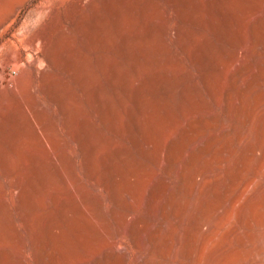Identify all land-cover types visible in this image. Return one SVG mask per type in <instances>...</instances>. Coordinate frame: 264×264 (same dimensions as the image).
I'll use <instances>...</instances> for the list:
<instances>
[{
  "label": "rangeland",
  "instance_id": "rangeland-1",
  "mask_svg": "<svg viewBox=\"0 0 264 264\" xmlns=\"http://www.w3.org/2000/svg\"><path fill=\"white\" fill-rule=\"evenodd\" d=\"M102 1L109 8L110 26L107 36L93 43L88 38V31L80 30V23L91 8L100 6ZM184 1L187 4L176 0V3L174 0H0V264H43V250L45 264H64L76 256L88 264H117L113 258L107 263L103 239L110 236L109 230L116 224L113 208L119 206L121 210L124 203L97 185L99 178L112 183L121 175L125 182L119 188L122 192L123 187L128 188L129 200L137 211L134 215L144 216L149 192L157 182L168 177L165 172L168 158L164 156L162 164L158 165L154 161L156 152L167 151L170 143L181 138L183 130L195 125L197 130L192 129L191 137L183 141L182 152L189 156L195 153L194 160L199 161L198 164L193 160L188 165V158H180L179 164L187 165L186 186L181 188L180 174L175 172L169 187L162 191L164 194L160 192L161 202L174 199V202L170 200L169 206V223L174 226L200 208L204 185L200 174L206 171L213 157L208 150L209 143L214 141L221 150L217 156L225 157L228 155L225 145L231 140L235 143L240 140L239 133L244 124H262L264 86L259 90L243 89L241 80L233 86L231 71L234 65L224 60L222 67L217 68L213 63L232 53L239 42L248 53L253 50V23L264 15V0ZM167 22L169 33L162 30ZM180 31L189 41L195 38L205 43L206 59L212 63L211 71L218 78L214 91L182 50L180 41L183 38L176 37ZM261 31L264 33V27ZM191 48H195L194 42ZM248 53L243 62L250 60ZM262 62L264 64V59ZM152 74L160 84L151 87L140 98L141 80ZM245 90H251L250 96ZM259 91L262 97H259ZM245 97L248 98L245 100ZM233 99L238 105L241 101L237 108L239 112L234 108ZM253 102L258 107L251 106ZM33 124L40 134V141H44L38 147L40 161L37 166L29 158L31 147L38 143L37 135L32 132ZM3 127L8 128L2 131ZM76 133L82 135L81 142ZM138 138L144 144H140ZM258 138L252 133L251 139ZM82 142L87 144L86 149L80 147ZM94 142L98 147L93 151L90 143ZM234 147L240 149L237 144ZM64 150L75 160L77 176L70 170V164L65 163ZM110 155L112 162L108 158ZM259 157L262 160L261 154ZM261 163L260 179L245 188L252 175L238 178L233 183L232 195L246 198L257 194L264 186V160ZM250 165L258 168L259 161L253 158ZM119 167L123 168L120 174L116 172ZM202 169L205 170L200 172ZM129 171L136 172L131 175ZM192 178L197 182H192ZM78 185L91 190L92 199L105 200L103 212L108 223L102 222L103 225L94 217L99 213L95 206H84V196ZM2 193L6 195V202ZM17 194H20L19 199ZM222 196L205 209L210 222H206L199 233L203 246L201 264H207V257L212 253L220 257V264H252L253 254L248 250L255 254L257 243L248 245L247 249L241 245L249 227L239 219L236 211L226 212ZM261 209V206L252 207V221L263 217L264 209ZM132 219L129 217L128 222ZM52 220L63 228L59 237L48 236V223ZM128 222L125 223L127 227L124 224L126 229L131 227ZM100 226H106L101 233ZM78 229L88 241L82 245L71 233ZM43 235L47 239L45 246L41 240ZM129 235H125L116 251L120 256L128 253L131 263L136 254H144L152 245L144 235L147 238H143L145 247L138 248ZM84 247L87 252L83 253ZM183 250L184 243L174 246L170 253L171 264L181 263ZM175 256H179L176 261ZM160 261L158 258L155 263ZM258 264H264V261Z\"/></svg>",
  "mask_w": 264,
  "mask_h": 264
},
{
  "label": "bare ground",
  "instance_id": "bare-ground-1",
  "mask_svg": "<svg viewBox=\"0 0 264 264\" xmlns=\"http://www.w3.org/2000/svg\"><path fill=\"white\" fill-rule=\"evenodd\" d=\"M149 1H151V0H149ZM152 1L154 2V0H152ZM176 1L177 2L180 1L181 3H184V5L186 3L185 1L182 2V0H176ZM225 1H227V0H225ZM100 3H101L100 6L99 5L98 6L95 5V7H92L91 10L89 11V13L81 20V23H80V30L81 31H84V32L88 31V38L93 43L97 39L98 40L101 39V41H102L107 36V33H108L107 32L108 31L107 29L110 26L109 25V16H108L109 14L107 12V10L109 9V8L107 9L108 5H107V3L105 1H102ZM169 3H171V2H169ZM174 3H176L175 0H174ZM117 5L119 6L118 3H117ZM177 5L179 6V4H177ZM188 5H186V6H188ZM200 6H202V5H200ZM177 9L179 10V7ZM200 10H202V9H200ZM110 13H113V12L111 11ZM117 13L118 12H116V15H117ZM174 14H175V12H174ZM178 14H180V13H178ZM183 17H185L184 14H183ZM110 18H111V16H110ZM189 21H190V19H189ZM181 25H182V23H181ZM263 27H264V15L263 16H259L257 18V20L253 23V28H252V33H253V42H252V44H253V50L251 52H249L251 54L250 60H248L247 62H245V61L243 62V59H244L245 55H247L248 52H247L245 46L243 45V43L239 42V43L235 44V47H234V50L232 51V53H229V55H225L224 57H220L218 59L217 63L213 61L214 62L213 64L217 68H221L222 67L223 64L221 65V63L224 60H228L230 62V64L234 65L235 68H234L233 71H231V78H232L233 86L236 84L237 80H241L242 81L243 87H244L243 89H246V88L247 89H249V88H255L257 90L258 88H261V87L264 86V79H262L263 78V75H264V71H263L264 70V64L262 62V59H264L263 58V56H264V33H263V31H261ZM186 28H187V26H186ZM201 28H203V27H201ZM169 29H170L169 22H167L166 25L162 26V30L165 33H169ZM184 36H183V33L181 31L178 32L177 35H176V37L178 39H182L183 38L182 41L179 40L180 43H181V46H182V50L187 54L189 60L191 61V64L193 66L197 67L200 70V72H201L200 75H201V78L203 79V81L208 85V87L211 90L214 91L215 90V84H216L218 78H217L216 74L213 71H211L212 68H213V67H211V64L212 63L210 62V60L206 59L207 47H206L205 43L204 42H200L199 40H196L192 35L191 36L189 35V37H191V38L193 37L194 38V40H192V41H189ZM190 42L191 43L194 42V44H195V48L194 49L191 48V43ZM87 43H89V42L87 41ZM98 43H100V42L98 41ZM89 46H90V44H89ZM98 50H100L99 47H98ZM249 74H251V76H250L251 78L249 77ZM252 75L253 76L255 75V76L253 77ZM256 76H258V78H259V76H261V79L256 78ZM160 82H161V80H160ZM200 83H201V81H200ZM159 84H160L159 83V79L158 78L155 79V77H154L153 74L152 75L145 76L141 80V85L139 86V90H138L139 97L141 98L145 92H148L150 89H152L151 87H153V86H156L157 87V85H159ZM162 85H163V83H162ZM203 88H206V87H203ZM233 88H235V87H233ZM153 91H154V89H153ZM249 91L251 92V90H249ZM247 92L248 91L245 90V93H247ZM250 92H248L249 96H250ZM258 93L261 94L260 91ZM253 94H255V93H253ZM244 95L247 96L246 94H244ZM262 95L263 94H261V96H259V97H262ZM234 96H233V98H234ZM253 97H252V99H253ZM247 98L245 97L244 99L246 100ZM254 99H256V97ZM263 99H264V97H263ZM263 99L261 98V100H263ZM236 100L238 101V99H236ZM240 100H241V98H240ZM245 100L244 101L241 100V101H243V103H245ZM241 101H240V104H241ZM248 101H249V99H248ZM233 102H234V99H233ZM230 103L232 104L231 100H230ZM239 105H238V103H235L234 104V108L236 110H238V112H239V109H237V108L240 107ZM250 105L251 106L252 105L255 106L256 104L253 102ZM256 106L258 107V104ZM232 107H233V105H232ZM247 108H248V106H247ZM245 112L247 113L248 111L246 110ZM249 112H250V108H249ZM252 113H253V111H252ZM243 114H244V112H243ZM253 114H255V111H254ZM252 116H251V118H252ZM248 120L250 121V118H248ZM199 121H198V123H199ZM245 121H246V119H245ZM192 123L193 122H191V124ZM193 126H194V128H192V125H191L190 126L191 129H189V130L187 129L186 131L183 130L182 131V134H180V137L181 138L178 141L176 140V141H173L172 143H170V141H169L170 145L168 146L167 151H162L160 149L158 151V153L156 152V154L154 156V161L156 163H158V165L159 164H162V160H163L162 158L164 156H167V158H168V165H167L168 167L166 166L167 167V171L165 170V172H167V176L168 177L167 178L165 177L164 179H162L159 182H157L156 185L149 192L150 195H148L149 197H148V202H147V209L143 213L144 216L139 217V216H135L134 215L135 212H137V211H135L134 205L129 200L130 192L128 191V188L126 186L123 187V192L119 188V185L122 182H125V181L122 180L123 178H122L121 175H118L120 177H117V178L116 177L115 178L113 177L114 179H113L112 183H110V181H108V180L105 181V179H101V178H99L97 180L98 181L97 182V185L103 186V188H105L107 190V192L111 193L116 200H120L121 199L122 200L121 202L124 203V207L121 210L118 209L119 206L117 208H113V212H114L113 213V217L115 219V223L116 224L114 223L115 224V227L114 228L112 227L111 230H109V233L110 234L108 233L107 230H104L105 233H108L110 235L107 238H104L105 236L103 237L104 239L102 238L103 240H105V244H106V248L105 249H107L106 250V256H107L106 257V261H107V263H108V260L110 258H113L116 261L117 264H156L155 263L156 259L160 258L161 261L159 262V264H171L172 260L170 258V253H171L172 249L174 248V246L176 247V245H179L180 243H184V250H183V253H181L182 255L180 257V259L182 258L183 260L181 261V263L180 262L179 263L180 264H201V262H202L201 261V254H202V247L203 246L201 245L200 240H199V236H200L199 233H200V231L202 232L203 225L206 222H210V220L205 216V209L209 205H211L213 202H215V200L219 196H222V195H223L222 197H224V200H225L224 205H226V212H229L230 213V212L236 211L239 219H241L249 227V232L247 233V237H246V239H244V240L241 241V243H242L241 245L245 249H247L248 248V245H250V244H256L257 243V247H256L255 254L252 253V251L250 249L248 250V252H251L250 254H253V258H251L252 264H258L260 261H262V260L264 261V212H263V215H262L263 217L260 216L261 218H259V219H256V220H253L252 221L251 218H250L251 212H252V207L253 206H261V208H262L261 210L262 211L264 209V186L259 189V191L257 192V194L254 197H249L247 195L246 198H244L241 195L240 196H234V195L231 194V189L233 187V183L238 178H241L242 179V177L244 178L247 174L249 176L252 175V178L245 185V188H249V186L251 184H254L256 182V180L260 177L261 170H262V163L261 162L264 160V142L262 140L263 139L262 137H264V120L262 121V124H244V127L241 130V133H239L240 134V138H239L240 140L239 141L236 140L237 143H235V141L233 142L231 140L230 142L227 143V145H225L226 146L225 147L226 148L225 151L228 153V155H226L225 157L217 156L218 155V152L221 151V150H220V147L217 146L214 141H211L209 143L208 150H210L212 152L213 157H211L210 165L208 166V168L206 169V171H204V172H202L200 174V176H202L201 178H202V181H203V184H204L202 186L203 187V191H202V198L200 200V208L199 207L196 208L193 211V213H191V215L188 218H185L184 220H179V222L176 225L170 226V223H169V210H170L169 209V206H171L170 204H172V203H170V200H171V202H174V199H169V200H165V201H162L161 202V200H160L161 199L160 198V192L166 190L169 187V181H170L171 178H173V175L175 174V172H176V175L178 173L180 174V181H181V183H179V184H181V188H183L184 185L186 186V183H185L186 177H185V175L187 173V165L179 164L180 163L179 160H180V158H183V157L185 158V160H186V158H188V163L187 164L189 165L190 162H192L194 160V158L196 159V157H195L196 154L195 153H193L191 156H189L188 154H185L184 153L185 154V156H184V154L182 152V144H183V141L184 140L186 141L187 139H189L191 137V135L189 133L192 132V129H193V131L197 130V129H195V125H193ZM31 127H32V132L35 134V136L36 135H37V137H38V135L40 136V134H38V132H37V128H36L35 124L31 125ZM6 128H8V127H3L1 130L2 131H5ZM69 128H68V130H69ZM179 128L181 129V127H179ZM76 132H77V130H76ZM86 132H87L86 130H83V133L84 134H86ZM178 132H179V130H178ZM252 133H255L261 139H259V138L258 139H251ZM19 135H21V134H19ZM242 135H243V139H241V136ZM76 136H77L78 140L81 142L82 141V135L79 134V133H76ZM24 141H25V139H24ZM138 141H139L140 144H144V143H142L143 142L142 139L138 138ZM37 142H38L37 145H34L33 144L34 146H32L31 147V150L29 151V158H31L30 161L32 160L35 166H37V164H39L38 161H40V158H39V155H38V151H39L38 147L41 146V143H44V141L41 142L40 141V138L38 137ZM32 143H35V142H32ZM22 144H23V142H22ZM236 144L240 147V149L238 147L239 150H236L235 147L233 148V146H235ZM21 146L19 147V150H21L20 149ZM90 146H91L90 148H92L93 151L95 149H97V147H98L97 142L90 143ZM80 147L83 148V149H86L87 148V144L85 142H82ZM205 148L206 147H204V150H207V148L206 149ZM193 149H194V147H193ZM200 150L201 149H199V151ZM222 150L224 151V149H222ZM202 151H203V149L201 150V152ZM201 152H199V153H201ZM202 153H205V151L202 152ZM22 154H23V152H22ZM260 154H261V159L262 160H260V157H259ZM186 155H188L189 157L186 156ZM62 156L64 158H66L64 160L65 163L66 164L67 163L70 164V165L68 164L70 166V168H71L70 170L72 172H74L73 173L74 175L77 176V171L75 170V167H76L75 166V160L72 158V156H70L67 153L66 150H64V153L62 154ZM108 158L111 161L112 158H113V156L110 155ZM253 158L259 161V167L258 168H255L254 169V167L252 165H250L251 159H253ZM28 161L29 160H27V162ZM194 161L196 162V164H198L197 162H199V161H196V160H194ZM196 164L194 163L193 165L196 166ZM115 166L118 167L117 165H115ZM125 168H127V167L125 166ZM200 168H203V167H200ZM122 169H123L122 167H119V168L116 169L117 170L116 172H118L120 174V171H122ZM203 170H205V169L200 170V172L203 171ZM129 172H131L130 173L131 175H134V173L136 171H129ZM189 172H188V174H190ZM92 175H94V174H92ZM130 176H129V178H130ZM187 177H188V175H187ZM193 179L194 178L191 179L192 182H197L195 179H194L195 181H193ZM201 182L199 183L200 185H202ZM16 185H18V184H16ZM197 185H198V183H197ZM190 186H191V184H190ZM190 186H189V188H190ZM194 186H195V184H194ZM147 187H149V186H147ZM198 187H199V185H198ZM14 188H15V186H14ZM79 188L82 189V191L79 190ZM12 189H13V187H12ZM191 189L192 188H190V190ZM78 190L81 191L82 194H83V196H84V206H87V205L88 206H90V205L91 206H95L98 209V212L99 213H98V215L96 214V216H94V217H96L99 222H101V223L102 222H105L106 223L107 220H108V218L105 216V214L103 212V206L105 204V200L104 199H101V198L92 199L91 198L92 197L91 190H89L90 191L89 192L85 188L79 187V185H78ZM140 191L142 192V190H140ZM25 192H26L25 190H24V193H23V191H21L20 194H22V193L25 194ZM162 193L164 194V192H162ZM146 194H148V193L146 192ZM19 195H18V199H19ZM2 197H3V201L6 202L7 198H6L5 193H2ZM170 198H173V197H170ZM114 203L117 204L116 201ZM118 203H119V201H118ZM184 205H186V203ZM184 207H186V206H184ZM80 208H82V207H80ZM145 208L146 207H144V209ZM236 209H239V210L237 211ZM123 210H125V211H123ZM82 211L84 213H86L85 212L86 210L84 211V210L81 209V212ZM228 214H227V216H228ZM129 217H133V219L130 222H128L129 221ZM91 218L93 219V217L90 216V219ZM126 222L131 223L130 229H126L124 227V224ZM101 223H99V224H101ZM48 225H49V230H50L48 236H52V238L55 235H58L63 230L62 226L59 225V224H57L56 221H53L52 220V221H50L48 223ZM111 225H109V226H111ZM106 226L103 227V228H106ZM100 227H101V230H99V233L103 232L102 231L103 230L102 226H100ZM126 227H127V225H126ZM75 230H76V228H75ZM46 231L48 232V230H46ZM71 233H72V236L75 234L74 237H75V240H76V242L78 244L81 243V245H82L83 242H88L87 239L83 236V234H81V232H80L79 229L77 231H75V233L72 230ZM95 234H98V233H95ZM128 234H130L129 236L132 237V240H133L134 244L138 248H140L141 246L142 247L143 246L145 247V242L143 241V238H146V237L148 238V239L147 238L146 239L149 240L150 243H151V245H152V247L150 249H149L150 246H148L145 249L144 254H136L133 257L131 263H129L128 253H125V255L120 256L119 253L116 251L117 245H119L120 242H122V239L125 237V235H128ZM48 236H46V237H48ZM58 237H59V235H58ZM67 238H69V235H68ZM102 239H101V241H102ZM146 239H145V241H146ZM41 240H42L43 245L46 244L45 241L47 239H45V236L44 235L42 236ZM141 244H143V245H141ZM147 245H149V244H147ZM44 246H43V248H44ZM225 247H227V246H225ZM250 248H252V247H250ZM66 251H68V250L66 249ZM84 252H87L86 249H85V247H84L83 253ZM68 253H70V252H68ZM178 255L180 256V254H178ZM61 256H62V254H61ZM179 256H175L176 258L173 257V258H175L174 260L176 261ZM87 258H89L88 255H87ZM85 260H86V258H85ZM82 261L83 260L81 258H78L76 256L75 258H73L72 261H65L64 264H88L87 261H84V262H82ZM177 262L178 261H176L174 264H177ZM207 262H208L207 264H220L221 259L216 254L214 255L212 253V254H210L207 257ZM41 263L45 264L44 263V250H43V253L41 255ZM96 264H102V263H97L96 262Z\"/></svg>",
  "mask_w": 264,
  "mask_h": 264
}]
</instances>
